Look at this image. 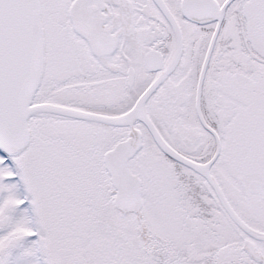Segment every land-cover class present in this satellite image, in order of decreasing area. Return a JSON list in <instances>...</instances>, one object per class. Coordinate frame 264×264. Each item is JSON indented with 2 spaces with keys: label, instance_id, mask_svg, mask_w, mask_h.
I'll return each mask as SVG.
<instances>
[{
  "label": "snow or ice",
  "instance_id": "obj_1",
  "mask_svg": "<svg viewBox=\"0 0 264 264\" xmlns=\"http://www.w3.org/2000/svg\"><path fill=\"white\" fill-rule=\"evenodd\" d=\"M0 264H264V0H0Z\"/></svg>",
  "mask_w": 264,
  "mask_h": 264
}]
</instances>
